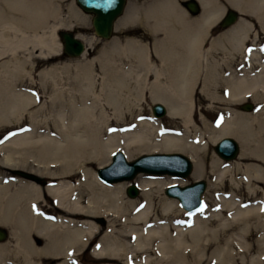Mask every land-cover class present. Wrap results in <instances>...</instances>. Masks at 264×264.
I'll list each match as a JSON object with an SVG mask.
<instances>
[{"label": "bare ground", "instance_id": "obj_1", "mask_svg": "<svg viewBox=\"0 0 264 264\" xmlns=\"http://www.w3.org/2000/svg\"><path fill=\"white\" fill-rule=\"evenodd\" d=\"M177 2L151 0L144 8L151 30L162 36H156L153 49L133 38L109 42L111 50L127 53L135 57L133 61L117 63L105 57L107 61L71 65L66 82L45 78L51 70L42 73L45 79L35 88L51 89L47 105L39 90L10 86L9 92L5 86V93L0 80V123L21 122L22 112L40 102L36 111L29 112L30 126L0 143V223L10 226L12 239V244H0V264H15L14 258L3 263L6 252L19 255L23 264H45L47 258L65 259L59 264H68L85 251L95 257V264H264V201L243 207L249 197L260 193L264 198V190L254 185L264 182L260 166L242 168L235 162L229 167L214 157L211 187L223 189L227 184L223 177L230 175V188L239 192L244 184L249 194L234 200L212 197L193 211L185 208L192 195L185 200L182 195L164 194L167 185L184 183L180 175L136 173L133 179L141 195L133 199L125 193L129 179L109 181L103 175L121 170V163L112 158L100 173L93 166L107 165L116 150L129 161L140 153L186 151L193 161L191 173L200 178L206 171L204 137L215 144L224 135L241 143V158L264 162V61L252 78L240 76L228 82L224 74L248 42L257 45V36L264 33V0H224L246 17L239 15L212 39L208 50L206 37L226 5L199 0L202 14L189 18ZM77 6L72 0L66 16L62 0H0V61L8 56L17 69L34 49L42 58L58 54L56 31L72 27L73 18L81 14ZM131 7L116 20V29L137 14ZM78 36L85 43L91 41L85 34ZM252 56L261 57L256 48ZM241 68L233 71L239 73ZM219 82L220 99L233 103L255 95L263 106L254 114L224 111L220 123L200 117L204 131L191 134V139L187 132L169 133L153 112L148 117L133 110L149 93L152 103L165 106L168 117L178 118L187 129L195 128L192 94L201 88L213 99ZM126 113L131 114L132 126L124 122ZM182 165L172 169H183ZM17 168L37 178L13 175ZM235 174L245 182L235 181Z\"/></svg>", "mask_w": 264, "mask_h": 264}, {"label": "rangeland", "instance_id": "obj_2", "mask_svg": "<svg viewBox=\"0 0 264 264\" xmlns=\"http://www.w3.org/2000/svg\"><path fill=\"white\" fill-rule=\"evenodd\" d=\"M177 1H178L177 3H179L180 0H177ZM220 1L222 2L224 0H220ZM149 2H151V0H127V5H126L124 13H127L132 8L131 6H135L137 14H135L134 17L129 18L126 22L120 24L117 29H116L117 26H115L114 31H113L114 35L109 39L99 38L93 31V27L91 25L90 14L87 12H84L83 10H80V8H78L80 10L81 14L79 16H77L76 18L72 17L73 18V21L71 22L72 27L79 25V27L74 29V31L78 35L85 34V35H87L88 38H91L90 42L85 43L87 45V48L85 49L83 54L80 56H67L63 52H61L62 42H61L60 37L57 35V31H58L57 30L56 31V37H57V40L60 41V45H61V48L59 50L60 52L58 54H53L49 57L42 58L39 55V50L34 49V50H32V52H31L32 54H31L30 58L28 59V61L26 63H24L23 66H19L17 69L15 68V66H13L12 62L9 61L10 57H8V56H7L8 58L5 57L3 60L0 61V80H1L2 86L4 85V89H3L4 92L6 93L8 90L10 92V86H11V88L15 87V89L16 88H27L28 90L29 89L32 90L31 88H33L34 91L36 89L39 90L38 88H35L36 84H39L45 78H47L48 80H59L61 82H66V80L69 78V75H70V72L67 68L69 66L71 67V65H75V64H81V63L85 64V63H91V62L97 63L100 60L107 61V59H105V57H107L108 60L114 61L117 63H121V62L122 63H125V62L129 63L130 61H133L135 57L129 56V55H127V53H125L126 54L125 55L124 52H122V51L117 52V51H114L113 49H112L113 51L111 50V48L109 47V45H110L109 42L112 39H114L115 42H118L120 44L122 42H125L126 39L133 38V39L138 40L140 42L146 43V45H149V47L151 46V48L153 49L154 40L157 38L156 36H159V38H161L162 36L159 34V32L157 34H155V32L151 30L149 23H147L146 19H145L146 15L145 14L143 15L144 8L146 7V5ZM65 3H66V6L68 7L69 4H67V2H65ZM67 7H64V9H63V14H65V15L70 12L69 11L70 9L68 8V10H67ZM187 15L189 18H197L198 17V16H193L188 12H187ZM239 15L244 16V15L240 14V12H239ZM244 17H246V16H244ZM72 27L70 26L69 28L71 29ZM65 28H68V27H65ZM219 32L221 33L223 31H219ZM220 33L215 34L214 32H210L211 35H209V34L207 35L205 49H207V50L209 49L210 42L212 41V39ZM253 36H254V32L251 34L250 40L253 38ZM257 38H258V40L256 42L257 45H255L252 41H250V42H248V47L246 48V51L244 53H242V52L238 53L237 58L234 59L235 62L232 66L233 68L232 67L231 68H225L226 70H225L224 74L227 76L226 78H227L228 82L230 80L236 81L240 76H244V77L246 76V77L252 78L253 77L252 74L261 69L260 63L264 61L263 60L264 59V33L260 32L259 36H257ZM147 48H148V46H147ZM255 48L259 51V54L261 57H258V56L253 57L252 56ZM22 53L23 52H20V55H22L21 57H24V55L26 56V52L23 54ZM108 53H110V54H108ZM116 53H118V54H116ZM152 59L154 60L155 57H153ZM2 61L5 63L4 66H2V63H3ZM240 67H242L240 69L241 72L238 73V72L233 71V70H237V68H240ZM243 67H244V69H243ZM49 70H51L52 73L50 75L47 74L46 77L44 78L42 73H44L45 71H49ZM244 71H247V72L243 73ZM30 83H33L34 87H31ZM5 86L9 87L8 90L5 89L6 88ZM217 87L219 88V90L217 89L216 90L217 92H214L215 94L211 93L212 95H214L213 99H210L205 94V92H203V91L201 92V88L195 89V92L192 94V102H193L192 117H193V119H195V122H196L195 128H192L193 126H190L187 129L186 126L178 118L168 117L166 114H163L162 116H157L158 119L161 121L162 125L166 128V130H168L169 133L172 132L174 134H177L176 132H178V134L180 133V135H181L182 133L187 132V135L189 134L190 139H191L192 138L191 134H193V136H194V134H196L197 132L200 133V132L204 131V125H203V122L200 119V117H205L208 121L213 122V123L214 122L220 123V120L222 118L221 113H223L224 111H225L224 112L225 115H231L234 111L248 113V114H254L258 110H260L261 107L263 106V103L258 100L259 97L255 96V95L245 96L242 101L233 102V103H230L227 100H222L218 97V96H221L220 82L217 84ZM39 91L44 93V96H41V99L43 101H45L47 99L48 101H47L46 105L49 104V96H50V93L52 94L51 89L48 87L47 92H43L41 90H39ZM259 91H261V90H258V92ZM260 93H262V91ZM148 95H149V93L148 94L145 93L144 97L139 101L140 102V104H138L139 107L134 104L135 106L133 105V107L136 109H133V110H134V112H136V111H138V109H140L143 112V116L151 117V116H153L152 105L154 103L151 102V99L149 98ZM135 101H138V100H135ZM245 101L253 102L254 108L252 110L242 109L240 107V105ZM39 103L40 102H38V104H35L34 106L29 108L28 110L22 112L23 114L21 115V117H22L21 122L18 120H15V119H9L8 121H3L2 123H0V143L4 139H9L13 135L22 131L23 128L30 126L29 114L31 113L32 110L36 111L35 108H37L39 106ZM140 107H142V108H140ZM125 112H128V111L126 110V111H124V113ZM43 113H45V112H43ZM36 114H37V117H40V115H41L38 112H36ZM130 117H131V114L126 113V118L124 119V122L126 124H128L127 126H132V121H130ZM2 137H4V138L1 140ZM233 137H235V136H233ZM204 139L205 140H204L203 146L205 147V149L203 151H204L206 171H205V174L200 177V178L206 180V188H205L204 192L202 193V199L204 200L203 203L205 204V201L211 200L212 197H214L215 199L216 198L219 199V197H222V198L228 199V200L240 199L242 196L246 197L247 194H249V193H248V191H246V187L244 186V184L241 185L242 188L239 190V192L230 188L229 185L232 182L230 179L232 176H230V175H226L223 177L224 183H227L223 189L219 188V189L214 190L211 187V180L215 179L214 175L212 174V172L210 170L212 159L214 157H216V158L222 160V162H224V164L226 166H229V167H234V164L236 162V163L242 165L243 166L242 168H246L247 165H256V166H260L261 168L264 169V162L262 160L256 158V157L241 158L240 155H241V151H242V145L240 142H239L240 148H239L238 155L234 159L224 160L223 158L219 157L217 155V153L214 151V144L208 139V137L205 136ZM182 153L188 155L186 151H182ZM138 155H136V156H138ZM136 156H134L131 159H134ZM110 159H111V156H110ZM228 162H232V163H228ZM93 166L97 170V167H98L97 163H93ZM21 171L23 173H30L26 169H20V168L18 169L17 168L15 170H13V175H15V176L22 175L24 177L30 178L27 175L23 174ZM193 172H194V170H193ZM233 172H234V170H233ZM146 174H148V173H146ZM149 175H156V174H150L149 173ZM161 175H170V174L163 173ZM161 175H159V176H161ZM172 176H174V175H172ZM180 178L183 179L184 183H182V184H184V185L194 181L195 179H199V178L193 176L192 173H190L186 177H180ZM234 180L237 182H239V181L245 182L242 175H236L235 174ZM126 181H128L129 184L135 183L133 178L126 180ZM175 183H177V182H175ZM177 184H180V183H177ZM254 185H257V188L259 189V191L264 190V182H259L258 184L255 183ZM164 192H165V190H164ZM125 193H126L127 197L136 199V198L140 197L141 189H139V192L133 197H130L127 194L126 187H125ZM164 194H166V192ZM263 201H264V198L260 197V193H259L257 196H253V198L249 197L245 201L243 207L245 208V207H248L251 205H259V204H262ZM212 204L215 207L217 206L216 201L213 202ZM48 215L51 217H54V215H52V214H48ZM102 218L104 220L105 217H101V219ZM101 222L102 221L99 220V223H101ZM0 226L5 227L7 232H8L6 240L4 242H0V244L1 245H4V244L7 245L9 243L12 244L10 226L2 224V223H0ZM233 234L235 236H237L236 231L233 232ZM6 254L4 253V256H2L3 263L11 262L14 258L15 264H23L22 258L19 255H17V256H15L13 254L9 255L7 252H6ZM7 256H9V257L7 258ZM95 260L96 259L91 254V252L85 251L82 254L74 257L73 259H70L68 264H95ZM64 261H65V259L47 258V259H45V264H59V263H62Z\"/></svg>", "mask_w": 264, "mask_h": 264}, {"label": "water", "instance_id": "obj_3", "mask_svg": "<svg viewBox=\"0 0 264 264\" xmlns=\"http://www.w3.org/2000/svg\"><path fill=\"white\" fill-rule=\"evenodd\" d=\"M126 0H75L76 4L85 12L91 14V25L95 34L100 38L108 39L112 35L114 24L116 19L123 13ZM189 8L191 11L196 12L197 8L195 6V1L189 3ZM229 17L223 21V25H231L237 17V11L229 7L227 9ZM57 35L60 37L62 42L61 52L67 56H79L81 55L87 45L85 41L81 39L78 34L71 29H59ZM242 109L250 110L253 108V103L246 101L240 105ZM165 106L159 102L152 105V112L157 115H163L165 113ZM239 141L230 135H224L214 144V151L218 156L225 160L234 159L239 152ZM113 160L117 161L119 164H122L121 170L117 172H105L103 175L109 181H118L122 179H131L135 176L136 173L140 171L152 172V173H172L175 175H180L181 177H186L189 175L193 168V162L191 158L186 154L179 151L171 152H149L145 154H140L131 161H129L124 152L117 150L113 152L110 162L107 165L100 166L97 168V173L108 168ZM175 158V159H174ZM181 160L183 163V169H172L174 164H181L178 162ZM160 161V162H159ZM169 162V163H166ZM162 162V163H161ZM170 162H176L171 164ZM22 172V171H21ZM23 173V172H22ZM28 177L37 178L31 173H23ZM206 188V180L199 178L194 181L186 184H170L165 188L167 194H177L178 196H184L183 199H189L187 195H192L193 199H189L187 208L189 211H192L199 207L202 204L201 194ZM127 194L130 196H135L138 192V186L135 183H131L126 188ZM179 196V197H180ZM186 196V197H185ZM192 200V201H191ZM194 205V203H196ZM186 204V205H187ZM194 205V206H193ZM7 237V230L3 227H0V240H4Z\"/></svg>", "mask_w": 264, "mask_h": 264}, {"label": "flooded vegetation", "instance_id": "obj_4", "mask_svg": "<svg viewBox=\"0 0 264 264\" xmlns=\"http://www.w3.org/2000/svg\"><path fill=\"white\" fill-rule=\"evenodd\" d=\"M192 1H195V6L197 8V11L196 12L191 11V9L189 8V5L188 4L189 3H192ZM65 2H67V4H69V3L72 2V0H68V1L67 0H62L63 9H64V7H67ZM179 3H180V5L183 8H185V10L188 13H190L193 16H200L202 14V5L200 4L199 0H180ZM222 3L224 5H226V3L224 1H222ZM227 9H229V7L226 5L225 6V10L223 11V13L220 16V18L217 20V22H216L214 28L211 30V32H214L215 34H217V33H220L219 31H224V30L227 29L228 26H224L223 25V21L226 19V16L228 15ZM239 17H240L239 14H237V18H239ZM78 27H79V25H76V26H73L71 29H76ZM0 227H3V226H0ZM7 235H8V233H7ZM4 241H5V239L4 240H0V242H4Z\"/></svg>", "mask_w": 264, "mask_h": 264}]
</instances>
